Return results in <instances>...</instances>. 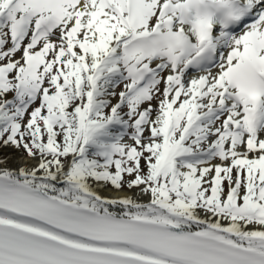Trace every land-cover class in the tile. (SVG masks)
Listing matches in <instances>:
<instances>
[{
	"label": "snow or ice",
	"instance_id": "6c2138e0",
	"mask_svg": "<svg viewBox=\"0 0 264 264\" xmlns=\"http://www.w3.org/2000/svg\"><path fill=\"white\" fill-rule=\"evenodd\" d=\"M0 264H264V0H0Z\"/></svg>",
	"mask_w": 264,
	"mask_h": 264
},
{
	"label": "bare ground",
	"instance_id": "6f19581e",
	"mask_svg": "<svg viewBox=\"0 0 264 264\" xmlns=\"http://www.w3.org/2000/svg\"><path fill=\"white\" fill-rule=\"evenodd\" d=\"M3 153L5 154H11L12 156V163L10 164V167H17L21 163H29V164H34V161H27L25 155L23 154L22 151L17 152L14 149L8 148V149H3ZM106 195H117L115 192H107ZM146 199V198H145Z\"/></svg>",
	"mask_w": 264,
	"mask_h": 264
},
{
	"label": "rangeland",
	"instance_id": "374dc122",
	"mask_svg": "<svg viewBox=\"0 0 264 264\" xmlns=\"http://www.w3.org/2000/svg\"><path fill=\"white\" fill-rule=\"evenodd\" d=\"M120 90H122V85L116 89L117 92H119Z\"/></svg>",
	"mask_w": 264,
	"mask_h": 264
}]
</instances>
